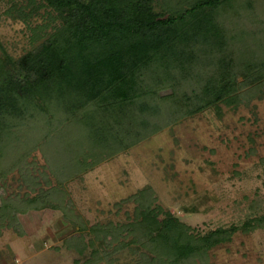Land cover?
I'll list each match as a JSON object with an SVG mask.
<instances>
[{"label": "trees", "instance_id": "trees-1", "mask_svg": "<svg viewBox=\"0 0 264 264\" xmlns=\"http://www.w3.org/2000/svg\"><path fill=\"white\" fill-rule=\"evenodd\" d=\"M27 1L49 20L17 58L0 44V234L17 230L19 213L53 207L77 232L65 247L88 251L74 264L111 263L124 248L148 264H210L209 251L237 231L264 227L263 213L194 231L157 203L151 185L115 203L135 204L127 221L88 224L65 189L186 117L254 106L264 96V46L245 54L239 43L264 41V0ZM19 4L7 12L26 17Z\"/></svg>", "mask_w": 264, "mask_h": 264}, {"label": "rangeland", "instance_id": "rangeland-1", "mask_svg": "<svg viewBox=\"0 0 264 264\" xmlns=\"http://www.w3.org/2000/svg\"><path fill=\"white\" fill-rule=\"evenodd\" d=\"M13 3L27 6V16L7 12ZM259 17L262 19V14ZM47 19L42 7L30 13L27 0H0V44L14 58L23 55L39 44L41 32L36 26ZM250 39L239 43L245 54L254 44L264 46L259 37ZM253 105H240L236 110L224 106L220 118L212 111L186 117L110 156L81 179L68 181L65 189L75 213L88 224L125 222L135 204L124 203L117 210L115 203L151 185L157 203L194 231L241 225L263 214L264 96L253 100ZM33 154L43 163L39 150ZM17 220V230L1 231L0 264H74L76 258L82 261L88 255L86 251L79 256L75 247H65L64 239L77 232L57 208L29 209L19 213ZM232 239L209 251L210 264H264V227L247 234L239 230ZM112 258L115 260L111 263L100 260L96 264L150 261L145 263L127 248L115 252Z\"/></svg>", "mask_w": 264, "mask_h": 264}]
</instances>
